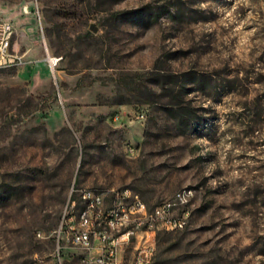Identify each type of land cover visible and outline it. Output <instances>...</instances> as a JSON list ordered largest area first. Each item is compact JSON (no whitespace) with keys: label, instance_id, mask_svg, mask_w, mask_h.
I'll return each instance as SVG.
<instances>
[{"label":"rangeland","instance_id":"1","mask_svg":"<svg viewBox=\"0 0 264 264\" xmlns=\"http://www.w3.org/2000/svg\"><path fill=\"white\" fill-rule=\"evenodd\" d=\"M0 20L25 59L0 67V264H76L60 227L85 189L191 191L184 227L148 232L155 264H264V0H0Z\"/></svg>","mask_w":264,"mask_h":264},{"label":"built area","instance_id":"2","mask_svg":"<svg viewBox=\"0 0 264 264\" xmlns=\"http://www.w3.org/2000/svg\"><path fill=\"white\" fill-rule=\"evenodd\" d=\"M6 32H15V25L9 20H0V67L23 64L24 55L12 50V41H6ZM114 119H121V116L117 114ZM134 151L131 146L130 153ZM77 193L79 197L77 194L71 197L64 208L60 227L62 238L79 253L76 264H122L119 250L131 241L136 232L129 226L130 223H120L122 214L145 212V219H140L137 226L146 223V236L138 241L131 264H155V243L149 239L148 232L154 231L156 219L168 229L182 228L186 224L185 216H172L171 212L177 205L187 203L190 190L177 192L173 199L157 204L150 211H142L144 201L138 194L125 190L116 194L111 206H106L105 195L96 190L85 189ZM88 193H96L93 205H83V198ZM122 196H134L132 210L121 209ZM74 208H81V216H74ZM111 227H121V234H111Z\"/></svg>","mask_w":264,"mask_h":264},{"label":"bare ground","instance_id":"3","mask_svg":"<svg viewBox=\"0 0 264 264\" xmlns=\"http://www.w3.org/2000/svg\"><path fill=\"white\" fill-rule=\"evenodd\" d=\"M13 33L14 32H6V41L12 40ZM57 60V58H53L51 61L53 64H55L56 62H58ZM131 191L129 189H125V192ZM94 203H96V193H88V195L83 198V205H93ZM133 205L134 196H122L121 209L132 210ZM142 211H150L145 202H143L142 204ZM74 216H81V208H74ZM140 219H145V212H137V214L129 213L120 215V223L131 224L132 222L136 221V224H140ZM111 234H121V227H111Z\"/></svg>","mask_w":264,"mask_h":264}]
</instances>
